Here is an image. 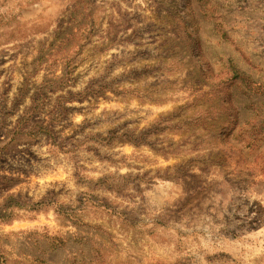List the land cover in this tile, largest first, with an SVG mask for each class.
I'll return each instance as SVG.
<instances>
[{"label":"rangeland","instance_id":"obj_1","mask_svg":"<svg viewBox=\"0 0 264 264\" xmlns=\"http://www.w3.org/2000/svg\"><path fill=\"white\" fill-rule=\"evenodd\" d=\"M0 264H264V0H0Z\"/></svg>","mask_w":264,"mask_h":264},{"label":"trees","instance_id":"obj_2","mask_svg":"<svg viewBox=\"0 0 264 264\" xmlns=\"http://www.w3.org/2000/svg\"><path fill=\"white\" fill-rule=\"evenodd\" d=\"M227 68V67H226ZM228 71L230 73V75H232V81H234V79L238 78L240 76V72L237 68V66H235L233 63H229V66H228Z\"/></svg>","mask_w":264,"mask_h":264}]
</instances>
